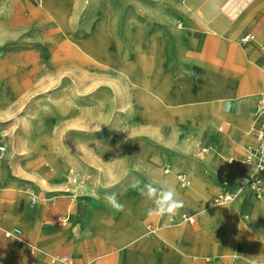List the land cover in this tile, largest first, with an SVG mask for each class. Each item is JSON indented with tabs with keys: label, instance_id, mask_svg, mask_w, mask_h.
Instances as JSON below:
<instances>
[{
	"label": "crops",
	"instance_id": "obj_1",
	"mask_svg": "<svg viewBox=\"0 0 264 264\" xmlns=\"http://www.w3.org/2000/svg\"><path fill=\"white\" fill-rule=\"evenodd\" d=\"M203 1L169 0L166 3V0H159L160 9L152 10L166 12L163 7L166 4V10L170 12L168 20L159 21L156 25L154 20H149V27L136 23L141 31L138 43L142 46L150 65V79L154 83L157 76H163L166 84L170 78L173 84L190 79L203 84L202 80L210 75L213 82L216 80L215 75L218 79L219 76H225L230 79V89L236 91L237 97L257 95L258 107L259 100L264 102V48L258 49L250 43L247 48L244 46L236 49L235 41H228V38L237 30L238 24L226 23L222 32L214 22L224 16L232 19L234 15H240L246 10L251 13V19L239 34L244 31L264 33V0H231L224 5L221 0ZM152 3L156 2L148 0V4ZM180 11L183 18L188 17L186 23L181 17L174 16ZM176 20L182 23L184 32H179L171 26L170 22ZM150 26L156 29L148 37ZM152 38L157 43L160 42L165 50L164 71L161 73L155 72L154 62L157 56L151 53L148 46ZM238 58L240 63L237 62ZM238 69L242 71L239 72ZM213 82L211 89L206 85L200 89L196 88L198 105L181 107L193 106L196 107V112L207 113L196 117L197 122L205 126L197 132H191L190 141L182 144L170 143L174 139L171 130L170 134L161 140L162 148L155 152L157 160L152 164L144 163L137 150L128 154L115 153L113 155L116 156L111 158L99 159L92 157L94 153L89 150H74L64 153L68 157L58 158L57 174H40L38 167L44 162H38L35 158H21L17 163L13 153H5L0 160V202L5 201L0 204V263L228 264L220 255L212 259H205L200 254L194 255V249L202 254H219L222 248H217L218 242L199 241L198 236L208 232L211 237L222 225H227V244L232 253L228 259L229 264H264V175L261 176L263 194L256 200L244 182L247 178L255 176L254 167L230 168L218 162L214 132L211 129L212 119L219 117L221 113L230 119L235 118V115L229 112L227 114V108L221 105V101L215 100ZM174 101L176 105L180 104L176 99ZM154 108L162 115L159 123L171 126L167 105L156 98ZM255 114L260 123L257 109ZM252 121L247 118L239 121V124L250 132L249 135L253 130ZM250 138L251 136H247L242 144ZM246 149L239 147L234 150L233 155L237 160L243 161ZM160 167L162 171L163 168H168V173H163L164 175L169 172L176 178L177 175H183L189 183H195L200 188L188 191L195 196V201L188 198V193L176 190L178 197L183 201V207L176 213H179L178 216L193 215L194 223H183L179 219V224L176 225L178 216L175 214L164 217L147 214L142 221L146 230H141L139 226L128 227L126 222L122 227H116L113 241V234L106 238L103 234L108 233L107 218L112 216L114 208L104 200L105 193H116L119 202L124 204L126 201L129 203L131 199L130 192L125 191L135 189L139 198L148 202L151 207V202L140 194L139 188L148 182L158 184L159 181L165 180L159 175ZM178 167L190 172L192 179L182 172H171V168ZM67 172H75L78 178L67 183ZM42 181L46 185H41ZM137 182H140L139 187H134ZM68 187H75V193L79 196L69 194L66 191ZM114 187L119 189L112 191ZM180 188L185 189L181 186ZM219 194H228L234 198L229 203L230 209L223 213L212 212L213 223L204 227L200 223V215L212 211L211 201ZM83 215L85 221L101 219L93 222L90 227L85 223L83 228ZM154 218L155 223L148 224ZM257 219L263 225H259ZM239 223L246 227L243 237L246 247L242 248L237 246L235 240ZM150 229L153 231L150 232ZM13 230H17L18 234L11 238L4 237V232ZM191 234H195V246L191 245ZM217 236L219 237V233ZM177 237L179 239L174 244L173 241Z\"/></svg>",
	"mask_w": 264,
	"mask_h": 264
},
{
	"label": "rangeland",
	"instance_id": "obj_2",
	"mask_svg": "<svg viewBox=\"0 0 264 264\" xmlns=\"http://www.w3.org/2000/svg\"><path fill=\"white\" fill-rule=\"evenodd\" d=\"M48 1L50 4L60 6L62 9L70 8V16L76 18V21L73 24V30L69 34H65L60 30L57 22L49 15L47 8L44 6ZM154 1L156 3L148 4V0H0V147L5 148L6 155L13 153L17 163L21 158L27 160L35 158L38 162H44L45 165L40 163L41 165L38 167V173L40 174H57L56 162H58V158L68 157L64 153L74 150L80 152L89 150L94 153L92 157L98 159L102 157L111 158L116 156L113 155L115 153L128 154L132 150H137L144 163L152 164V162L157 160L155 152H159L162 148L161 140L168 136L171 130L174 143L182 144L190 141L191 132H197L205 126L204 124H199L196 117L207 113L196 112V107L193 106L188 108L181 107L199 104V100L195 96V90L205 85L211 89L212 75L204 81L202 80L203 84H198L197 81L195 82L192 79L182 80V82L180 80L179 83L173 84L171 78L166 84L163 76H157L153 83L149 74L148 86L142 77L138 78V83L141 82V85H145L148 91L145 92L138 87L132 93L135 95L129 98L127 89L121 88L118 90L117 85H120V80H118L116 73L108 70V73L104 74L101 73L100 69L94 68L86 76L87 79L83 77L81 79L76 76L79 72L77 64L88 62L86 56L73 47H70L69 52L59 50L67 43L77 42L79 36L84 35L88 39L89 48H91L89 52L92 50H95V52L106 50L112 57L116 56V58L121 60L126 55L133 58V49H130L132 48L133 36L137 35L135 40L138 37L137 40H139L141 35V31L136 25L139 23L149 27V20H154V25H156L159 24V21H165L163 19L165 15L169 17L170 12L166 10V4L163 6L166 12L152 10V8L160 9L159 0ZM168 1L166 0V3ZM191 1L194 2L196 0H190L189 2ZM206 1L204 0L203 2ZM228 1L231 0H221L222 5ZM102 8L107 9L110 15H108L109 20L105 24L99 19ZM32 10L41 12L43 19L39 20V18L32 16ZM193 13L196 12L193 11ZM243 13L249 17L250 21L251 13L246 10ZM161 16L163 17L160 18ZM174 16L181 17L185 23L188 20V17L184 16L183 18L181 16V11L176 12ZM220 21L223 27L226 23L233 22V24H236V20H232L227 16L222 17ZM110 23L111 25H109ZM170 24L179 32H184L182 26H180L182 23L178 20L172 21ZM246 25L238 27L236 37L232 40L235 41L234 47L238 50L244 48V46L247 48L248 44L243 45L241 40L247 35H252L251 44H254L258 49L264 48V33L256 34L244 31L239 34ZM95 29H100V32ZM150 29L148 37L156 28L150 26ZM261 34L263 36L259 42L257 41V35ZM137 40L136 42H138ZM154 41L156 47L161 46L163 49L162 60L156 58L154 62L155 72L161 73L164 71L165 50L160 42L157 43L155 39ZM127 42L129 44H126ZM120 46L124 48L121 49ZM151 53H154L152 49ZM55 56L56 60L53 58ZM145 62L146 70L149 73L151 72L149 71L150 65L146 56ZM237 62L240 63V58L237 59ZM109 71L112 73H109ZM238 71L241 72L242 69H238ZM152 77L154 78V76ZM214 77L216 78L213 82L215 100L221 101V105L227 108V114L229 112L235 115V118L230 119L227 115L221 113L219 117H213L212 119L211 129L214 132L213 140L217 147L218 162L222 166L238 167V164L229 163L228 156L224 153V149L227 148L224 143L230 131L235 129L234 132L236 133H246L248 137L251 136L250 140L245 144H242L244 141L241 143L240 148L244 150L249 146L252 140V135H249L250 132L241 125L236 128L234 126L243 117L239 104L245 101L244 98L250 99L248 100L250 106L247 113H243L244 117H249L248 119L250 120L255 119L257 114H255V111L257 109L262 120L263 116L259 108L256 107L258 97L257 95L237 97L236 91L231 89L234 94L233 98H220L219 89L222 87L225 90L227 88L230 89L229 83L231 81L225 76H219V79L217 75ZM16 86L19 91L17 94H12L14 92L13 88L16 89ZM144 93H148L147 96L144 97ZM156 98L162 104L167 105L171 126L163 122L159 123L162 115L154 108ZM174 99L179 101L180 104L176 105ZM211 99L214 98L211 97ZM3 110L8 111L9 115L3 114ZM143 114L150 120L145 123L141 122L140 117ZM190 123L195 125L194 128ZM260 123H258V126ZM150 124L153 127H157V129L147 130ZM44 128L50 130L48 139L41 137L43 134L42 129ZM257 128L252 126L253 130ZM176 135L180 137L175 138L177 137ZM15 136L19 137L23 144H26L25 149L21 153L22 156L19 157L16 156L17 153L14 151L12 143ZM230 146L231 154L236 159L233 152L239 147H237L236 143H232ZM242 160L244 162V159ZM245 168L249 167L245 166ZM250 169H253V166ZM177 171L186 174L188 178L192 179V174L187 170L181 167L175 170L171 168V172ZM67 174V183L78 178L75 176V172H67ZM171 174L169 172V175ZM159 175L161 177L166 176L163 174L161 167ZM172 176L177 191L188 190L194 185L190 182L187 188L181 189L175 175ZM75 189V187H68L66 191L72 196L78 197L79 195L75 193ZM117 189L119 188L114 187L112 191ZM20 192L22 193V191ZM129 192L131 194L130 202L126 203V201L123 204L124 208L119 211L120 214L114 209L112 216L107 218L109 229L107 234H103L106 238L111 237V234L117 231L116 227L118 225L122 227L126 222L128 227L139 226L141 230H146L142 221L147 216L150 204L142 201L136 194L137 191L135 189H127L125 191V193ZM219 196L230 195L219 194ZM219 196L212 199V206L217 204L215 202ZM230 197L233 201L234 198ZM4 202L3 200L0 204ZM219 203L218 205L230 209V202L220 200ZM100 219L93 218V220L85 221L83 215V228L85 223L86 226L90 227L93 222L96 220L100 221ZM179 219L180 216L176 225L179 224ZM257 220L259 225H263L259 219ZM155 221L156 218L152 219L148 224L155 223ZM59 225L61 226V224ZM151 231L153 230L150 229ZM245 231L246 227L239 223L235 237L239 248L246 247V241L243 239ZM217 232L226 235L227 238L224 243L222 235L219 234L218 237ZM217 232H214L215 234L211 236V243L218 242L217 248L221 246L219 248L226 249L231 258L232 253L227 244L229 239L227 225H222ZM195 234L190 235L192 238L191 245L193 246H195ZM115 236L113 234L111 237L112 241ZM178 239L179 237L173 241L174 244L177 243ZM34 255H36V251ZM66 263L68 264V262ZM227 263L229 264V260ZM2 264L5 263L2 262Z\"/></svg>",
	"mask_w": 264,
	"mask_h": 264
},
{
	"label": "bare ground",
	"instance_id": "obj_3",
	"mask_svg": "<svg viewBox=\"0 0 264 264\" xmlns=\"http://www.w3.org/2000/svg\"><path fill=\"white\" fill-rule=\"evenodd\" d=\"M189 1L190 0H188V2ZM44 6L47 8V11H48L49 15L51 16V18L54 19L57 22L60 30H62L65 34H69L70 31L73 30L72 27H73L74 22L76 21V18H72L70 16L71 15L70 14V8L62 9L60 6H57V5H54V4H50L49 1L46 2V4H44ZM41 14H42L41 12L32 10V16H34L36 18H39V20L43 19ZM108 15H109V13H108L107 9L102 8L101 13L99 14V19L105 24L109 20V16L110 15L109 16ZM162 17L163 16H161L160 18H162ZM163 19H165V21H166V20H168V17L165 15V18H163ZM232 20H236L235 22H236V24H238V27L239 26L241 27L243 25H246L249 22V17H247L246 14L241 13L240 15H234ZM110 22H111V20H110ZM109 25H111V23ZM214 25L220 31L222 30V32L225 30V28L223 27V25H222L220 20L215 21ZM238 27H237V30L234 33H232V35L228 38V40H230V41L234 40V38L236 37V32L238 31ZM95 30H97V32H100V29H95ZM138 35H139V33H138ZM262 36H263V34L257 35V41L260 42L262 40ZM136 37H137V35L135 37L133 36V39H132L133 42L131 44L132 48H130V49H133L132 50L133 51L132 55H134V57L130 58V57H128V55H126L122 60L119 59V58H116V56L112 57V55L109 54L106 50H99V51H96V52H95V50H92L91 52H89V49H91V48H89L90 45H89V43L87 41L88 39L84 35L79 36V40L77 42L72 41L70 43H67L61 49L59 48V50H64V51L69 52L70 51V47H73V48L77 49L78 51H80L82 54H84L86 56V58L88 59V62H83L82 64H77L78 65L77 68H78L79 72L76 74V76H78L81 79H82V77L84 79H87L86 76L89 75L90 74V70H94V68L95 69H100L101 73H104V74L108 73V70H111L112 72L116 73L117 77H118V80H120V85L119 84L117 85L118 90H120L121 88L127 89L129 91L127 96L129 98H131V97H133V95H135V94H132V93H134L135 89L136 88L138 89V87L143 89L145 92L148 91L147 90L148 88L145 87V85H141L140 84L141 82L138 83V78L142 77V79L145 80L147 86H148V83H149L148 82L149 73L146 70V62H145L144 52L142 51V46L139 45L138 42H136V40L139 37L135 40ZM154 43H155L154 39H151L148 42L149 49H150V51H151V49L153 50V52H154L153 54L157 56L158 60H162V58H163V55H162L163 49H162L161 46L156 47ZM53 58H55V60H56V56L53 57ZM111 71H109V73ZM180 82H182V80ZM17 88H18L17 86H16V89L13 88L14 92L12 94H17V92L19 91ZM215 90H217V89L215 88ZM231 91H232L231 89L227 88L225 90V88L222 87V88L219 89V92H218L219 93V97L220 98H222V97L223 98H233L234 94L232 93L233 91L232 92ZM147 94L148 93H144V97L147 96ZM244 100L245 101L243 103L241 102V104H239L240 105V112L243 115V117L240 118V120H239L240 122H241L242 119H246L247 118V117L246 118L244 117V114L247 113L248 108L250 106V102L248 101L250 99L244 98ZM3 107H5V106H3ZM3 114L7 115L8 111H4L3 110ZM258 114H259V112H258ZM258 118L259 117H257V118L255 117V119H253L252 126L259 127L258 126V123H259ZM260 118H261V115H260ZM140 119H141V122H144V123L147 122L148 120H150V119H147L145 117V114H143V116H141ZM189 121H192V120H189ZM218 121H219V119H218ZM239 121L236 123V126H234V128H236L238 125H240ZM190 124H189V126H190ZM191 125L194 128L195 125L193 123ZM150 129H152V130L153 129H157V127H153V125L150 124V127H148L147 130H150ZM42 131H43V134L41 135V137L45 138V139H48V135H49L48 133L50 132V130L44 128V129H42ZM234 131H235V129L231 130L230 133L226 137L227 139L225 140L224 144H225V146L227 148L224 149V151H225L224 153L227 154L228 161H229L230 164H238L239 167L247 166V167L250 168L252 165L247 164V163H245L243 161H239V160L235 159L232 156V154H231V146L230 145L232 143H236L237 147H240L242 145L241 143L247 137L246 133L242 134V133H239V132L236 133ZM176 136L177 137H175V138H179L180 137L179 135H176ZM12 141H13L12 143H13L14 151L17 153L16 156L17 157L22 156L21 153L25 149L26 144L25 143L23 144L21 142V139L19 137H17V136H15ZM170 143H174V140L172 139V141ZM32 146H34V145H32ZM226 167H229V166H226ZM173 169L175 170L177 168H173ZM164 178H165V180H170L175 186L172 174L171 175L168 174V175L164 176ZM41 184L45 185V182L42 181ZM191 189H195L196 190V189H200V188L197 186V184L194 183V185L190 189L184 190V191L181 190L180 192L188 193V191L191 190ZM187 196L192 201L196 200L195 196L192 193H188ZM215 203H217V204L212 206V211L211 212H204V213H202L200 215L201 216L200 217V223L203 226H206V225H209V224L213 223V215L211 214L212 212H215V211H218V212H221V213L226 212L227 208L222 206V205H218V204H220L219 201H216ZM223 204H226V203H223ZM216 205L219 206V207H217ZM178 214L175 213V215H177V216H178ZM217 233L222 235V240L224 242V240L227 238L226 235H224L221 232H217ZM198 237H199L198 238L199 241H203V242H206V243L208 241L211 242V237H210V234H208V232L206 234L203 233L201 236H198ZM198 240H197V242H198ZM199 254H200L201 257H205V259H212L214 257L217 258L219 255H220V257L222 259H225V262H227L228 259H230V255H228V252H227L226 249H222L219 254L211 253L209 255L208 254L199 253L197 250L194 249V255H199ZM200 256H197V258L200 257ZM211 264H215V263H211Z\"/></svg>",
	"mask_w": 264,
	"mask_h": 264
},
{
	"label": "built area",
	"instance_id": "obj_4",
	"mask_svg": "<svg viewBox=\"0 0 264 264\" xmlns=\"http://www.w3.org/2000/svg\"><path fill=\"white\" fill-rule=\"evenodd\" d=\"M252 36H245L241 43L243 45L250 44L252 41ZM258 108L263 116L261 123L257 129L252 130V140L250 145L246 149V155L244 158V162L247 164H250L254 167L255 170V176L252 178H247L244 182L245 184L250 188V190L253 192L254 197L256 200H259L262 197V180L261 176L264 175V102L262 100H259L258 102ZM5 148L0 147V160L4 156ZM163 173H168V168H163ZM177 180L179 185L182 188H185L189 185V181L187 178L183 175H177ZM223 201V202H231L232 198L230 196H219L216 201ZM180 220L183 223L193 224L195 221V218L191 215L181 214ZM173 220H171L172 223ZM18 234L17 230L13 231H7L4 232L5 238H11ZM34 254V251L31 252V255ZM1 264V263H0ZM68 264H73L69 262Z\"/></svg>",
	"mask_w": 264,
	"mask_h": 264
},
{
	"label": "clouds",
	"instance_id": "obj_5",
	"mask_svg": "<svg viewBox=\"0 0 264 264\" xmlns=\"http://www.w3.org/2000/svg\"><path fill=\"white\" fill-rule=\"evenodd\" d=\"M139 183L137 182L134 187H139ZM139 191L152 204L147 210L149 216H171L183 207V201L178 197L176 188L170 180H162L158 184L145 183ZM104 200L117 211L124 208L116 193H105Z\"/></svg>",
	"mask_w": 264,
	"mask_h": 264
}]
</instances>
